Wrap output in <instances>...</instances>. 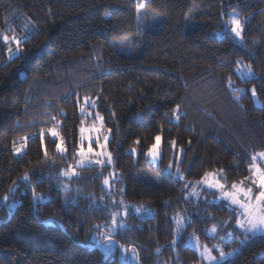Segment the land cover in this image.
Returning a JSON list of instances; mask_svg holds the SVG:
<instances>
[{"label":"trees","instance_id":"obj_1","mask_svg":"<svg viewBox=\"0 0 264 264\" xmlns=\"http://www.w3.org/2000/svg\"><path fill=\"white\" fill-rule=\"evenodd\" d=\"M3 35L20 45L0 39V264H124L90 244L105 225L138 264H199L186 239L211 244L213 226L235 213L196 202L185 181L222 169L230 188L264 152V0H0ZM239 62L253 76L241 78ZM85 97L110 133L116 187L103 183L109 166L77 163ZM53 124L63 154L50 135L39 139ZM157 135L154 165L146 153ZM72 166L75 176L61 175ZM179 215L188 222L177 237ZM227 264H264V235Z\"/></svg>","mask_w":264,"mask_h":264},{"label":"snow or ice","instance_id":"obj_2","mask_svg":"<svg viewBox=\"0 0 264 264\" xmlns=\"http://www.w3.org/2000/svg\"><path fill=\"white\" fill-rule=\"evenodd\" d=\"M228 25L231 26V33L234 34L236 38L242 39V27L241 23L238 19L230 18L228 21ZM2 39L3 43L5 45H10L12 43H15L17 46V49L20 45V40L16 36L10 37L9 35H3L0 37ZM8 51L12 53V48L8 47ZM238 73H240L241 77H244L245 74L251 75V67L248 66L244 72H241L240 68L238 67L236 70ZM227 87L229 90L237 95V99L241 98L243 91L241 89L235 88L232 84L231 78L228 79ZM252 96L255 99L257 96L256 90L253 88L251 90ZM79 103V99L77 101ZM84 104L85 106H91L95 107V101L90 100L89 98H84ZM179 106H177V109L174 110V112L178 113ZM80 112L82 115L88 114L86 107H80ZM179 118V115H177V119ZM53 121H56V117H52ZM95 120H98L101 122L99 127H96L93 125L91 129H88V132L95 131L97 133L96 138L93 140V138L89 135L87 138L85 137V129L81 128L80 132V143L75 150V155L78 157L77 163L80 166H91V165H97L100 167H105L107 165L112 164V156L110 152L105 151L106 148V142L108 140L107 135H104L102 137L104 143L101 142V129L103 128V117H101L98 113L95 116ZM51 137V143L55 144L57 152L60 154H63L66 152L65 142L63 138L60 136V132L58 131V125L53 124V126L48 130V132H44L43 130L39 134V139H41L42 144L45 140L46 136ZM87 139V150H85V141ZM154 143L149 147L146 155L151 157L153 161L163 160V153L160 151L161 141L162 137L160 135L155 136ZM137 144H139V141H136ZM172 147L175 148L176 141L171 142ZM24 146V141L21 142V148H17L16 152L17 154L20 153ZM94 148L101 149L100 151H94ZM132 153L136 154V149H132ZM26 154V153H25ZM45 155H47V152L45 151ZM264 160V152H260L258 154H255L251 157V165L249 167V172L251 173L250 176H247L244 178V180H241L239 182L233 183L231 185V188L229 189L226 183V180L223 179V170H219L215 173H206L204 178L199 181V184H202L207 190L211 191L213 194L218 195L219 201H225L227 202V205L229 207V210L234 212L237 216V219L235 220V226L233 228V231L230 233H227L228 236H234L237 229L242 230L243 235L247 237L249 233L255 234L256 232H264V168H261L256 162L257 160ZM75 166H72L68 169H65L63 172H61L62 176H75L76 173L73 170ZM173 167L172 164L168 165V170L170 173L171 168ZM176 177L178 181H182L185 179L184 175L181 174L180 169L177 168ZM23 181L25 183H30L31 178L29 175L25 174L23 177ZM247 182V184H246ZM104 185H109V179L105 178L103 181ZM251 185V186H249ZM256 189L254 191L253 189ZM187 187V186H186ZM65 192L68 191L67 186H64L63 189ZM15 191V190H13ZM193 195H198V193L193 190ZM35 199H42L37 198L34 196ZM5 201L7 200V197L4 198ZM213 203H216V201H213ZM14 206V205H13ZM139 211V209H137ZM112 223L117 224L118 221L115 219V215L112 217ZM177 226L181 224V218L176 219ZM107 227V225H105ZM123 227V225H121ZM99 230V229H97ZM217 229L215 226L211 229V233H216ZM221 240H224V237H220ZM173 244H175V241H173ZM197 247H201L199 244H197ZM108 248H105V251H108ZM133 257L136 255L135 249L132 250ZM205 254H208V258L210 260L215 261V264H222V261L226 258L225 253L222 249H219V256L220 260L217 261L214 256H211L209 253V250L205 247L204 249Z\"/></svg>","mask_w":264,"mask_h":264},{"label":"rangeland","instance_id":"obj_3","mask_svg":"<svg viewBox=\"0 0 264 264\" xmlns=\"http://www.w3.org/2000/svg\"><path fill=\"white\" fill-rule=\"evenodd\" d=\"M230 18H235V19H238L240 21V19L237 18L236 15H230L228 21L230 20ZM240 23H241V21H240ZM241 27H242V23H241ZM229 29L231 31L230 25H229ZM237 39H240V38H237ZM119 52H121V51H119ZM238 67L240 68L241 72H244L245 69L248 67V65L245 63L239 62L238 65L236 66V70ZM251 73H252L251 75L245 74L244 77L253 76L252 69H251ZM237 74L240 76V73L237 72ZM241 78H243V77H241ZM81 107H86V110L88 113V114L82 115L84 121H83L81 128H84L86 130L84 133L86 138L90 135L94 140L97 136V133L95 131L88 132L87 130L91 129L93 127V125H95L96 127L100 126L101 122L98 120H95V116L98 112L94 111L93 107H91V106H85L84 102H83ZM90 118H91V121L88 122V119H90ZM80 135H81V132H80ZM104 135H107L108 140H109L110 133L105 128L104 123H103V128L101 129V142L102 143H104V141L102 139V137ZM25 139L26 138H23L22 140L24 141ZM108 140L106 142L105 151L111 153V151L109 150V147H108ZM79 143H80V140H79ZM17 148H21V145L15 148V150H14L15 154H17V152H16ZM24 149H25V146H23L20 153H22L24 151ZM85 150H87V139L85 141ZM100 150L101 149H99V148H94V151H100ZM160 151H161V146H160ZM111 156H112L113 162H112V164L107 165V166H109V171L107 173V175H108L107 179H109V185L106 186L107 188H111L112 186L116 187L117 181L120 179L118 171L114 168V158H113L112 153H111ZM179 158H180V156L178 157V159ZM149 159L154 165H156L159 162V160L153 161L151 159V157H149ZM256 163L261 168H264V160L258 159ZM94 166H97V165H94ZM98 167H100V166H98ZM170 172L173 173V175L176 177L177 170L174 171L171 169ZM201 180L194 181V182L185 181L184 185H185V187L187 186L186 191H187L188 196L193 198L196 202L213 203V201H216V203H225L227 205V202L218 200V195L213 194L211 191L207 190L202 184H199L198 182ZM246 184H247V182H246ZM249 186H251V185H249ZM253 189H254V191L256 190L254 188V186H253ZM193 190H195V192L198 193V195H193L192 194ZM9 206L11 209H13L16 206L15 202L12 201ZM177 218H181V224L179 225V227L177 226V223H176ZM236 219H237V216L235 214L233 216V218L226 219L223 222H221L220 223L221 225L219 227H216L217 232L214 234L211 233V236L214 238V239H211V242H212L211 244L200 241L196 236H189L186 239L185 245L193 248L194 250H196L199 253V255L201 257V262L199 264H215V261L210 260L208 258V254H205V252H204L205 247L209 250V253L211 254V256H214L217 261H219L221 259L219 256V249H222L223 252L225 253V257H226L222 261V264H227L231 261L232 258H234L236 256V254L240 251V249L247 243L250 236L264 235V232H256L255 234L249 233L247 235V237H245V235H243V233H242V230L237 229L234 236H231V237L228 236L227 233H230L233 231ZM187 222H188V216L184 217V216L179 215L175 218L176 236L177 237H179L180 234L182 233V231L185 229ZM221 236L224 237V240L220 239ZM90 242H91L90 244H92V245H99L100 249L105 254V256L117 254L123 263L138 264L137 255H135V257H133V252H132L133 249L127 248L126 246H123V247L120 246V242L115 240V238L111 234V228L108 226L103 227V229L101 231H96L92 235ZM197 244H199L201 247H197ZM105 248H108L109 250L105 251Z\"/></svg>","mask_w":264,"mask_h":264},{"label":"water","instance_id":"obj_4","mask_svg":"<svg viewBox=\"0 0 264 264\" xmlns=\"http://www.w3.org/2000/svg\"><path fill=\"white\" fill-rule=\"evenodd\" d=\"M124 264H129V263H124Z\"/></svg>","mask_w":264,"mask_h":264}]
</instances>
